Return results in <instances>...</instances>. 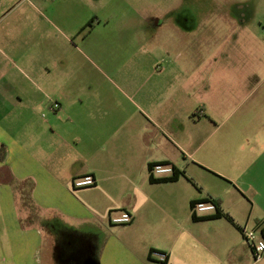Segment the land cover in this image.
<instances>
[{
	"label": "crops",
	"instance_id": "1",
	"mask_svg": "<svg viewBox=\"0 0 264 264\" xmlns=\"http://www.w3.org/2000/svg\"><path fill=\"white\" fill-rule=\"evenodd\" d=\"M87 6L0 0V264H161L152 251L165 264H264L242 234L264 229V63L189 64L165 31L141 63L134 23L100 48L79 34ZM108 42L126 46L127 64L84 61ZM157 163L186 177L152 183ZM87 175L94 186L74 187ZM205 200L233 222L194 220ZM122 212L132 222L113 225Z\"/></svg>",
	"mask_w": 264,
	"mask_h": 264
},
{
	"label": "rangeland",
	"instance_id": "2",
	"mask_svg": "<svg viewBox=\"0 0 264 264\" xmlns=\"http://www.w3.org/2000/svg\"><path fill=\"white\" fill-rule=\"evenodd\" d=\"M87 5L90 10L88 21L93 28L85 32L91 39L92 47L100 48L99 45L104 41L106 32L124 30L127 34L134 23L135 29L138 26L141 31L140 62L148 64L161 51L158 41H155L156 35L148 30L159 28V21H162L163 26L159 29L170 36L167 40L174 59L180 54L183 61L189 64L202 60L223 64L241 61L240 58L246 54L247 61L253 64L264 63V0H87ZM117 15H122L124 18L117 19ZM229 17L235 20L229 22ZM102 18L110 20V28L106 27L105 22H100ZM149 25L152 27L149 28ZM212 26L221 33L219 42L215 44L214 49H203L202 45L198 44V37L203 30H211ZM176 32H185L187 37L182 34L183 37L179 38L180 35ZM126 39H115L114 42L119 46L125 44ZM179 41L181 44L177 49ZM108 43L109 48L105 52L101 49L97 52V56L86 53L88 58L84 61H89L100 69L106 68L104 64L107 63L119 66L127 64L130 54L126 46L119 51L110 50L111 42ZM101 53L106 56L101 57ZM119 73L121 77L123 75L125 77L128 73L126 67ZM120 76H109V78L113 77L115 87L118 86L116 80ZM99 77L103 76L99 75ZM221 93L228 91L222 87ZM46 261L47 258L45 264H48L49 262Z\"/></svg>",
	"mask_w": 264,
	"mask_h": 264
},
{
	"label": "built area",
	"instance_id": "3",
	"mask_svg": "<svg viewBox=\"0 0 264 264\" xmlns=\"http://www.w3.org/2000/svg\"><path fill=\"white\" fill-rule=\"evenodd\" d=\"M53 110H59L61 105L58 102H54L51 105ZM173 167L169 164H156L150 170V175L155 179L168 178L173 175ZM96 183L95 178L92 175H87L81 177L74 181V187L76 188H86L92 187ZM217 205L212 201H198L192 206V212L194 215H204V214H215L217 212ZM133 217L130 213L122 212L118 215H113L110 222L113 225H128L132 222ZM242 234L244 239L249 244L253 250L254 258L260 261L264 257V229L262 234H258L255 230H250L247 228L242 229ZM152 256L157 257V260L161 264H165L168 261V256L166 253L152 251Z\"/></svg>",
	"mask_w": 264,
	"mask_h": 264
},
{
	"label": "trees",
	"instance_id": "4",
	"mask_svg": "<svg viewBox=\"0 0 264 264\" xmlns=\"http://www.w3.org/2000/svg\"><path fill=\"white\" fill-rule=\"evenodd\" d=\"M93 28V25L89 22L87 25H85L79 34H82V33H86L85 31L86 30H91ZM7 157V149L2 146L0 147V162H4L5 159ZM157 164H168V163H157ZM156 165V164H151L150 165V170L152 169V167ZM173 167V175L171 177H168V178H163V179H155L154 177L150 176V180L152 183H162V182H173V181H176L178 180V178L180 176H184L186 177V174H185V171H179L177 170L176 167L172 166ZM198 202V201H197ZM204 202H207V200H205ZM214 203H216L218 209H217V212L215 213L214 216H212L211 218H220V217H225L227 218L229 221L233 222L232 219L225 213H223L220 209H219V204L216 202V201H212ZM196 202L192 203V206L195 204ZM194 220H201L200 218H198L196 215H194Z\"/></svg>",
	"mask_w": 264,
	"mask_h": 264
},
{
	"label": "flooded vegetation",
	"instance_id": "5",
	"mask_svg": "<svg viewBox=\"0 0 264 264\" xmlns=\"http://www.w3.org/2000/svg\"><path fill=\"white\" fill-rule=\"evenodd\" d=\"M234 20H235L234 18L229 17V22H233ZM158 25H160L159 28H161V27L163 26L162 21H159V24H158ZM150 27H152V25H149V28H150ZM159 28L156 27L153 31H152V29H149L148 32H150V33L154 32V34H155L156 37H157V34H158L159 32H161ZM211 28H212L211 30H207V31H204V30H203V31L201 32V35L199 36L200 38H199L198 44L200 43V44L202 45V48H203V49H204V48H206L207 50L214 49L215 44L219 42L218 40L220 39V34H221V33H219L220 31L217 30L216 27H214V26H212ZM144 32H147V31H144ZM176 33H177V32H176ZM177 34L180 35L179 38H182L183 35H184V37H187V36L185 35V32H184V33H179V32H178ZM182 34H183V35H182ZM155 35H154V36H155ZM156 37H155V38H156ZM177 43H181V41H179V42H177Z\"/></svg>",
	"mask_w": 264,
	"mask_h": 264
}]
</instances>
